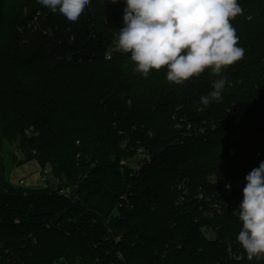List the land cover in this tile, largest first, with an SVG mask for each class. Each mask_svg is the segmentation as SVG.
<instances>
[{"label": "trees", "instance_id": "1", "mask_svg": "<svg viewBox=\"0 0 264 264\" xmlns=\"http://www.w3.org/2000/svg\"><path fill=\"white\" fill-rule=\"evenodd\" d=\"M239 3L231 23L245 55L223 71L222 99L205 107L200 97L221 77L206 69L172 85L165 68L135 72L130 54L115 50L124 12L94 22L86 9L64 26L37 0H0V264L226 257L241 223L232 208L217 213L212 204L264 154V0ZM36 9L47 16L32 29ZM91 24L104 34H89ZM4 140L24 161L48 166L52 182L8 186Z\"/></svg>", "mask_w": 264, "mask_h": 264}, {"label": "clouds", "instance_id": "2", "mask_svg": "<svg viewBox=\"0 0 264 264\" xmlns=\"http://www.w3.org/2000/svg\"><path fill=\"white\" fill-rule=\"evenodd\" d=\"M106 0L104 4H115ZM69 24L78 23L91 0H37ZM123 24L115 50L130 54L134 71L147 78L150 71L166 69V81L183 85L206 69L221 78L201 96L207 107L222 99L223 71L242 60L245 49L231 21L243 13L239 0H124ZM238 206L241 223L236 240L247 261L264 260V161L246 177ZM230 191V186L225 185Z\"/></svg>", "mask_w": 264, "mask_h": 264}, {"label": "rangeland", "instance_id": "3", "mask_svg": "<svg viewBox=\"0 0 264 264\" xmlns=\"http://www.w3.org/2000/svg\"><path fill=\"white\" fill-rule=\"evenodd\" d=\"M35 0H23V3L26 5L32 3ZM105 3L106 0H103ZM112 4V3H111ZM99 5L97 0H91L87 10L91 12V20L94 22L101 21L102 18L108 19L107 21H121L120 15L123 12V9L126 7L124 4V0H117L115 4H106L107 7V14L103 13V11H99ZM46 9H36L33 10V16L28 18V24L31 26L32 29H39L41 26V19H46ZM49 12V10H47ZM120 13V14H119ZM119 14V17L116 16ZM57 22L67 25L65 19L56 20ZM58 26V23H56ZM1 28V24H0ZM59 30V29H57ZM104 26L101 24L94 25L91 24L89 29V34H94L96 36L104 34ZM46 33H52L50 29H45ZM60 34L62 31H57ZM2 159H3V176L5 178L6 183L11 188H19L22 187L24 189L29 190H39L42 188V181H41V172L43 170L42 166L36 159H30L28 161H24L23 153L18 149L15 145H10L6 140L2 142V149H1ZM45 170H49V167H44ZM23 182V186L19 185V182ZM52 182V181H51ZM52 184V183H51ZM63 190H66L63 189Z\"/></svg>", "mask_w": 264, "mask_h": 264}, {"label": "built area", "instance_id": "4", "mask_svg": "<svg viewBox=\"0 0 264 264\" xmlns=\"http://www.w3.org/2000/svg\"><path fill=\"white\" fill-rule=\"evenodd\" d=\"M255 159H258L254 165L249 166L243 174L240 175L235 180H228L226 184L230 186V191L226 190L224 193H218L216 195L217 200L214 201L212 204V210L213 212L220 213L221 208L228 207L233 209V215L238 218V206L241 203L243 199L242 190L246 185L245 177L254 169L259 166V163L261 161H264V154L260 151H257L254 154ZM53 179L51 174L48 170L43 169L41 173V181L43 187H47L49 185V182ZM20 186H23V182H19ZM62 195H66L69 193L67 190H62L60 192ZM208 217H212V213L208 214ZM205 233L209 235V230L207 228H203ZM216 264H264V260L255 261L252 262L247 261L246 254L243 253V250L239 246L238 242L235 241L232 244H229L226 250V257L218 261Z\"/></svg>", "mask_w": 264, "mask_h": 264}]
</instances>
